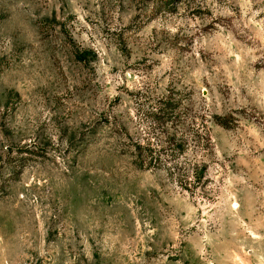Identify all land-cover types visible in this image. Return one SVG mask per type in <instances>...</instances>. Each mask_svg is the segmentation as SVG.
I'll list each match as a JSON object with an SVG mask.
<instances>
[{"label": "rangeland", "instance_id": "rangeland-1", "mask_svg": "<svg viewBox=\"0 0 264 264\" xmlns=\"http://www.w3.org/2000/svg\"><path fill=\"white\" fill-rule=\"evenodd\" d=\"M170 1L0 0V264H264V0ZM168 102L196 188L134 163Z\"/></svg>", "mask_w": 264, "mask_h": 264}, {"label": "trees", "instance_id": "trees-1", "mask_svg": "<svg viewBox=\"0 0 264 264\" xmlns=\"http://www.w3.org/2000/svg\"><path fill=\"white\" fill-rule=\"evenodd\" d=\"M174 1H170L168 6ZM168 107V110L159 109L154 113V134L150 133L144 143L140 141L134 145V163L144 170H166L181 187L196 188L207 171L204 158L213 149L211 134L204 116H201V122L195 120L190 124L187 112H178V106L172 102H168ZM192 125H195L194 129ZM158 128L162 130L155 134ZM190 149L196 152L193 161L187 156L183 159Z\"/></svg>", "mask_w": 264, "mask_h": 264}]
</instances>
